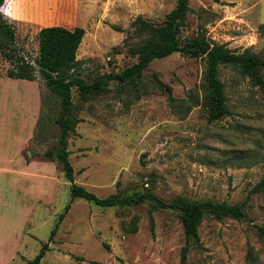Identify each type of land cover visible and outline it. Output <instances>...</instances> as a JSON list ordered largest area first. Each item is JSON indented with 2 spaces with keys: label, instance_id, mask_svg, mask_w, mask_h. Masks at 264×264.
<instances>
[{
  "label": "rangeland",
  "instance_id": "rangeland-1",
  "mask_svg": "<svg viewBox=\"0 0 264 264\" xmlns=\"http://www.w3.org/2000/svg\"><path fill=\"white\" fill-rule=\"evenodd\" d=\"M177 1L82 0L85 15L98 10L78 53L85 80L136 63L133 52L141 38L133 22L142 17L161 25ZM256 1L191 0L181 41L204 33L212 44L237 53L251 49L264 58ZM17 47L33 61L39 40H19ZM10 66L0 57V120L11 118L10 137L0 138L1 150L10 147V161H0V264H30L70 203L71 183L45 157L60 135L54 122L59 100L41 78L7 77ZM219 70L228 114L217 121L209 119L205 59L181 53L154 60L138 87L112 81L105 94L87 100L73 89L80 120L69 139L75 183L100 198L149 190L166 201L244 203V218L203 219L200 242L189 241L186 264H264L258 229L264 227V88L232 66ZM156 75L172 88V99L158 87ZM259 75L264 78V69ZM29 132H36L30 142ZM134 219L138 231L126 232L124 223ZM187 244L176 210L156 208L152 201L102 208L78 198L42 263L180 264Z\"/></svg>",
  "mask_w": 264,
  "mask_h": 264
},
{
  "label": "trees",
  "instance_id": "trees-1",
  "mask_svg": "<svg viewBox=\"0 0 264 264\" xmlns=\"http://www.w3.org/2000/svg\"><path fill=\"white\" fill-rule=\"evenodd\" d=\"M4 1L0 0V8ZM190 1L178 0L176 7L167 14L161 25L138 17L133 22L136 34L141 38L140 45L133 52L138 56L137 62L119 73H110L98 77L93 82H88L83 77V63L78 59V51L86 34L84 28L76 27L73 30L60 26L43 28L38 35V55L31 61L23 56L17 47L15 25L5 19L0 12V57L11 64L6 71L7 77L28 81L41 78L46 81L48 88L60 102V112L54 118L55 124L60 129V135L54 147L45 152V157L50 161L57 162L66 179L71 183L70 203L60 215L49 242L42 246L40 253L30 261V264H43L42 260L50 250V244L54 240L60 223L69 212L71 203L78 198L85 199L102 208H130L152 201L156 208L178 211L188 239V244L181 253L180 264L187 262L190 250L189 241L200 242L199 227L207 215H211L216 220L224 218L241 219L246 216L244 203L228 205L212 201L192 200L188 197H177L171 201H166L149 190L133 192L129 195L117 193L106 198H100L84 186L75 183V171L70 161L69 139L80 120L77 118L73 89L78 90L81 99L87 100L105 94L109 90L108 84L112 81L138 87L144 72L154 60L166 58L174 53L205 59L204 90L210 121H217L228 114L225 85L220 80L219 69L221 65L236 68L243 76L255 79L256 83L264 88V78L259 75L260 69H264V58L251 49L237 53L225 44H212L204 33H200L191 40L181 41V30L188 13L191 11ZM258 29L260 34L264 36V24H261ZM155 81L158 87L166 90L169 98L172 99V88L165 85L157 75ZM255 191H259V187ZM149 218L151 230L154 232L155 218L152 212ZM123 229L129 233H136L138 231L137 220L134 219L129 225L124 223ZM258 229L264 238V227Z\"/></svg>",
  "mask_w": 264,
  "mask_h": 264
},
{
  "label": "crops",
  "instance_id": "crops-1",
  "mask_svg": "<svg viewBox=\"0 0 264 264\" xmlns=\"http://www.w3.org/2000/svg\"><path fill=\"white\" fill-rule=\"evenodd\" d=\"M256 2L255 6L256 8L259 7V9L257 24L255 25L259 27L261 24H264V0H257ZM1 8L11 11L13 16L16 17L15 19H11L1 12L5 19L15 25L17 42L28 38L38 41L39 32L47 27L60 26L70 30L76 27L84 28L86 34L79 51L89 34V25L98 12L97 10L95 13H89L88 16L85 15L86 13L82 9V0H5ZM6 123L8 125L7 128ZM1 125H3V128L0 127V138L5 140L6 136L10 137L11 134L10 115L8 118L5 117L0 120ZM31 130H33L32 125ZM33 135V132H29L27 136L29 142L32 140ZM2 149L0 151H3L4 154L3 159H0V161H6V159L10 161V147L8 146L6 150L4 146Z\"/></svg>",
  "mask_w": 264,
  "mask_h": 264
},
{
  "label": "clouds",
  "instance_id": "clouds-1",
  "mask_svg": "<svg viewBox=\"0 0 264 264\" xmlns=\"http://www.w3.org/2000/svg\"><path fill=\"white\" fill-rule=\"evenodd\" d=\"M0 12H2L6 17L15 19L16 17L13 16L12 12L9 10H5L3 8H0Z\"/></svg>",
  "mask_w": 264,
  "mask_h": 264
}]
</instances>
